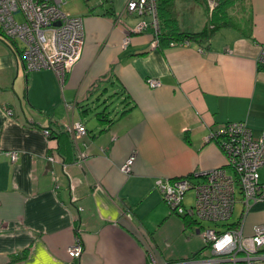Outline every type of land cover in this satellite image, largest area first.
<instances>
[{"label":"crops","instance_id":"crops-1","mask_svg":"<svg viewBox=\"0 0 264 264\" xmlns=\"http://www.w3.org/2000/svg\"><path fill=\"white\" fill-rule=\"evenodd\" d=\"M127 1L98 0L75 16L83 18L85 46L63 85L51 69L27 72L0 40V264H148L152 252L175 261L163 244L189 231L201 236L202 224L173 213L157 180L225 166L221 145L208 141L225 124L245 122L255 137L264 131V0L249 2L251 38L225 28L210 48L191 41L163 49L152 47L151 25L123 46L128 29L151 21L123 13ZM176 7L181 31L205 28L200 2L176 0ZM151 79L161 85L151 88ZM98 113L114 123H101ZM69 118L87 129L78 142L64 128ZM240 204L232 223L246 235L264 229V202L246 213ZM170 222L178 227L172 233ZM76 240L83 255L71 260L67 249Z\"/></svg>","mask_w":264,"mask_h":264},{"label":"built area","instance_id":"built-area-1","mask_svg":"<svg viewBox=\"0 0 264 264\" xmlns=\"http://www.w3.org/2000/svg\"><path fill=\"white\" fill-rule=\"evenodd\" d=\"M66 1L0 0V27L9 38L21 43V58L27 72L51 69L61 85L80 60L85 46L83 18L64 12ZM16 13H22V21L16 18ZM123 13L151 17V22L143 20L135 28H130L129 33H142L151 25L155 29L152 45H158L155 38L159 27L156 0H128ZM128 36L124 47L129 43ZM259 63L264 64V49ZM148 84L152 88L161 85L157 79L149 80ZM64 128L76 142L87 135L85 125L73 118L64 123ZM50 133L44 131L47 137ZM208 141L221 145L227 157L225 166L195 174L197 178H203L200 182L189 177L162 178L157 180L156 186L172 212L193 220L197 218L201 223H214L219 229L200 227L205 244L201 258L168 262L152 252L148 264H257L264 250L263 228H256L252 235L244 234L240 225L220 229L223 227L221 223L231 219L238 202L243 204L244 213L253 205L264 202V182L260 172L264 170V131L255 137L247 123H229L212 131ZM7 154L13 163L17 161V151ZM83 157L81 155V159ZM48 161L58 162L52 155L48 156ZM134 161L135 156L129 158L121 171L130 174ZM190 190L195 191V202L186 208L184 199ZM67 254L71 260L82 257L80 240L68 247Z\"/></svg>","mask_w":264,"mask_h":264},{"label":"trees","instance_id":"trees-1","mask_svg":"<svg viewBox=\"0 0 264 264\" xmlns=\"http://www.w3.org/2000/svg\"><path fill=\"white\" fill-rule=\"evenodd\" d=\"M205 8L207 15V24L200 32H183L179 27V20L177 14L176 0H156L157 19L159 23L157 34L155 38L158 40V47L163 49L165 47L177 46L186 42L198 43L203 47L210 48L212 40L218 31L225 28H235L243 37L251 38L253 35L251 28L252 15L250 12V0H216L214 5L212 0H196ZM109 2V0H103ZM243 6V15L241 20H237L234 11L239 4ZM0 40L6 42L14 48L21 56L22 47L20 42L9 38L0 27ZM128 110L121 112V115L126 114ZM97 119L101 122H107L109 125L114 123V118L110 117L109 113H98ZM68 134V133H67ZM52 134L50 133V137ZM190 179H197L195 175L186 176ZM185 178V177H184ZM196 222V221H195ZM202 224V223H201ZM228 228H235L236 223L227 224ZM24 258L18 256V258Z\"/></svg>","mask_w":264,"mask_h":264},{"label":"rangeland","instance_id":"rangeland-1","mask_svg":"<svg viewBox=\"0 0 264 264\" xmlns=\"http://www.w3.org/2000/svg\"><path fill=\"white\" fill-rule=\"evenodd\" d=\"M211 2H213L214 5L216 4V0H212ZM97 3H98V0H67L63 6V10H64V12H66L72 16H80V15L86 14L90 8L97 6ZM243 13H244L243 6L240 3L236 7V10L234 11V15H235L236 19L241 20ZM15 16L19 21L23 20L22 13H16ZM127 16L129 17V20L132 21L133 17L128 15V14L125 17H127ZM136 16H138V15H136ZM138 17L142 18V16H138ZM135 18L137 19V17H135ZM141 22H143V21H141ZM128 34L130 35V36H128L129 42H130L131 35L141 34V32H139V33L127 32V35ZM126 37L123 40V46L125 45ZM152 44H153V42H152ZM152 47H154V46L152 45ZM155 47H158V45H156ZM87 121H90L89 126L92 128L97 123L95 118L93 117V115H91ZM260 172L262 174V178L264 179V170H261ZM238 196L241 197L240 194ZM194 202H195V191L190 190L185 195L184 205L186 208H190L192 205H194ZM253 204H255V203H253ZM240 211H241V204L237 203L235 205V208H234L233 218H231L226 223H221L220 225H224V226L221 227L220 229L227 228V224L235 221V219H237V216L239 215ZM175 216H177V215H175ZM195 219H197V218H195ZM202 227L205 229H207V228L219 229L216 224L210 223V222H202ZM168 228L170 229L171 233L174 232L175 229L176 230L178 229L177 225L176 224L173 225L172 222L169 223ZM187 234H188V236H185V237H181V236H178V234H176L170 243L166 241L163 244V247H161V248H162V251H164L165 255L167 256L166 257L167 259H173L175 261L188 260V259L192 258L198 252V250L200 248H201V250L204 248L205 244L202 241V237L200 235H197L196 232H194V231L193 232L189 231ZM182 236H184V235H182ZM195 249L197 250L196 253H192L193 250H195Z\"/></svg>","mask_w":264,"mask_h":264},{"label":"bare ground","instance_id":"bare-ground-1","mask_svg":"<svg viewBox=\"0 0 264 264\" xmlns=\"http://www.w3.org/2000/svg\"><path fill=\"white\" fill-rule=\"evenodd\" d=\"M174 213V212H173ZM176 214V213H175ZM202 237V236H201ZM202 240H203V242H204V239H203V237H202ZM205 251V247H204V249H203V252Z\"/></svg>","mask_w":264,"mask_h":264}]
</instances>
